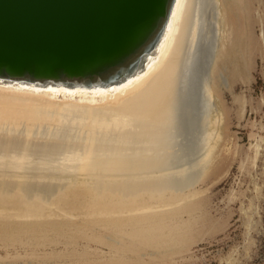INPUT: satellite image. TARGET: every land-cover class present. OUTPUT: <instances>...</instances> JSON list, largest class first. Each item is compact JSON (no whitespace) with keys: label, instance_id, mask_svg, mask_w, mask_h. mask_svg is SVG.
Wrapping results in <instances>:
<instances>
[{"label":"rangeland","instance_id":"rangeland-1","mask_svg":"<svg viewBox=\"0 0 264 264\" xmlns=\"http://www.w3.org/2000/svg\"><path fill=\"white\" fill-rule=\"evenodd\" d=\"M222 4L227 85L217 110L190 113L195 157L100 180L0 174V264H264V0ZM208 148L200 171H176Z\"/></svg>","mask_w":264,"mask_h":264},{"label":"bare ground","instance_id":"bare-ground-1","mask_svg":"<svg viewBox=\"0 0 264 264\" xmlns=\"http://www.w3.org/2000/svg\"><path fill=\"white\" fill-rule=\"evenodd\" d=\"M159 1V16L134 46L102 66H0V174L95 173L100 180L103 171L172 166L195 157L203 139L198 126L187 123L190 113L204 117L217 110L214 83L227 85L224 66L216 63L223 4ZM210 151L176 171H200Z\"/></svg>","mask_w":264,"mask_h":264},{"label":"water","instance_id":"water-1","mask_svg":"<svg viewBox=\"0 0 264 264\" xmlns=\"http://www.w3.org/2000/svg\"><path fill=\"white\" fill-rule=\"evenodd\" d=\"M158 4L159 0H0V66L14 71L102 66L134 46L147 23L159 16Z\"/></svg>","mask_w":264,"mask_h":264}]
</instances>
